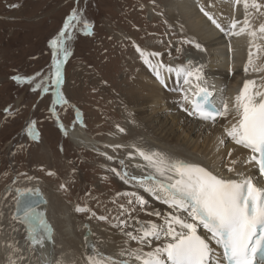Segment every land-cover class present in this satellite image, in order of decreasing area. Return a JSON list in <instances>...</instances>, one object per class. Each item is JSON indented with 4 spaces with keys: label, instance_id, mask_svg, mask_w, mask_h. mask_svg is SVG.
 Here are the masks:
<instances>
[{
    "label": "rangeland",
    "instance_id": "1",
    "mask_svg": "<svg viewBox=\"0 0 264 264\" xmlns=\"http://www.w3.org/2000/svg\"><path fill=\"white\" fill-rule=\"evenodd\" d=\"M210 1L206 0L207 4ZM165 2L0 0V211L16 229L23 227L10 219L15 198L6 188L12 184L40 185L48 195L60 192L75 206L81 221L97 227L113 224L117 218L128 216L130 209L141 206L135 202L136 197L128 195L134 192H124L117 174L128 173L133 153L131 136L125 134L127 145L118 146V150L108 147V154L103 156L78 148L66 129L75 124L79 110L88 124V135L107 142L125 124L117 101L126 82L123 77L131 76L133 68L142 65L141 51L148 48L171 59L195 47L182 31L170 25ZM261 4L264 6V0ZM150 5L156 11L152 18ZM73 10L82 20L69 29L70 54L59 91L71 104L61 107L53 103L55 69L50 41L63 29ZM83 20L92 25L91 34H85ZM171 49L176 52L173 56ZM16 76L28 79L17 82L13 79ZM33 122L38 139L28 134ZM11 142L16 143L13 150ZM104 158H111L112 164H106ZM130 200L134 202L130 204ZM77 207L88 211H77ZM48 214L57 240V218L54 221L51 210Z\"/></svg>",
    "mask_w": 264,
    "mask_h": 264
},
{
    "label": "bare ground",
    "instance_id": "2",
    "mask_svg": "<svg viewBox=\"0 0 264 264\" xmlns=\"http://www.w3.org/2000/svg\"><path fill=\"white\" fill-rule=\"evenodd\" d=\"M260 2L262 3V0H257V3L262 5L259 10L251 7L247 9V18L251 24L248 31L255 30L257 33L253 38L248 31L240 35H232V32H238L244 26L246 11L243 2L237 4L235 0H211L207 4L206 0H166L163 7L168 22L175 29H179L178 31H182V35L195 47L189 48L181 57L171 59H168L169 56L166 54L148 48L144 51L146 55L149 53H158V55L148 56L151 63H147L143 56L142 65L138 68L134 67L131 76L123 77L126 82L120 88L122 97L116 101L122 110L125 124L113 133L107 142L103 143L88 135L85 128L88 124L79 110L75 124L66 129L68 138L78 148L91 150L103 156L108 154V147L118 150V146L127 145L124 137L125 134L130 135L131 143L128 144L130 149H133V153L128 163L129 176L125 179H121V175L119 177L122 180L121 188L124 192L136 193L148 203L143 207L130 209L125 218H117V214L112 211L113 218H117L113 224H101L100 227L90 224L93 237L91 240H86L84 238L86 230L83 227L86 221L79 219L74 210L75 206L63 199L60 192L48 195L40 185L28 186L32 188L39 186L42 189L48 205L39 208L38 211L43 213L50 226L51 215L49 216L48 211L51 210L54 221L57 218L58 239L56 240L51 226L52 240L46 241L44 247L33 246L27 239L26 226L12 218L14 207L11 210V222L19 224L22 229L13 227L12 223H9L10 220L5 219L0 211V264H12V261H15V264H90L89 255L95 257L101 253L111 257L115 264H123L124 261H128V264H139L129 253L139 248L149 251L165 242L164 238L152 240L149 247L147 244L140 245L137 241L130 240L126 233L136 234V229L142 222L162 225L163 218L173 210L144 191L137 182L131 181L132 176L143 177L153 172L137 149L146 153L159 152L174 159L199 164L224 179L235 178V173L228 171V167L233 166L231 161L235 160L236 172L253 176L255 179L259 178L257 167L244 162L250 155L249 150L236 145L226 136L225 129L235 122L234 113L230 111L227 117H220L213 124L190 115L192 106L184 100V96L187 94L190 98L193 95L196 91V81L193 80L191 85L184 84L182 76L177 78L176 74L168 72L167 68L175 69L182 66L200 68L202 76L200 84L207 88H211L207 82L209 76H217L218 80L212 79L217 80L216 87L226 96L231 110L234 98L239 94L246 80H255L257 85L264 83V71L248 73L244 71L250 51L253 53V66L264 69V33L258 31L260 25L264 24V6ZM155 15V7L150 5V18ZM213 20L220 24L224 31L217 28ZM233 21L238 22L236 29L231 28ZM120 37L124 38L121 35ZM68 43L69 39H66L67 48ZM197 44L200 45L199 48L196 47ZM174 52L175 50L171 49V56ZM65 62L61 66L62 72ZM154 65L160 67L154 69ZM157 71L160 73L159 76ZM63 98L67 103L61 102L58 106L71 104L67 97L63 96ZM15 144L10 143L11 150L14 149ZM110 159L104 158L105 163L112 164ZM10 186L11 190L6 188V192H12L14 198L15 187H26L13 184ZM157 211L160 216L153 214ZM178 214L182 217L186 216L183 212ZM198 234L206 238L209 235L202 226L198 227ZM210 244L216 257L219 253L217 245L214 241H210Z\"/></svg>",
    "mask_w": 264,
    "mask_h": 264
},
{
    "label": "snow or ice",
    "instance_id": "3",
    "mask_svg": "<svg viewBox=\"0 0 264 264\" xmlns=\"http://www.w3.org/2000/svg\"><path fill=\"white\" fill-rule=\"evenodd\" d=\"M235 2L237 4L243 2L246 11L244 26L238 32H232V35H240L251 28L247 9L251 7L259 10L262 5L257 3V0H235ZM81 20V16L73 10L63 29L50 41L55 69L52 80L56 88L54 104L67 103L59 91L63 78L61 66L70 54L65 47L66 39L70 38L69 29H74L76 26L74 22L80 23ZM212 22L224 31L215 20ZM237 23L233 21L231 28L236 29ZM91 27L87 20H83L85 34H91L89 31ZM258 31L264 33V24L260 25ZM248 34L255 38L257 33L252 30L248 31ZM196 47L199 48L200 45L197 44ZM141 55L145 57L147 63H151L148 56L158 53L146 55L141 51ZM253 64V53L250 51L245 73L264 71L255 68ZM153 67L158 69L160 66ZM167 71L174 72L177 78L182 76L184 84L191 85L193 80L196 81L194 98L190 99L187 94L184 96V100L192 106L190 115L215 122L217 117H227L230 111L234 113L235 122L225 129L226 136L236 145L249 150L250 155L244 162L254 163L258 167L259 176L264 177V83L257 85L255 80H246L239 94L234 98L230 110L227 101H221V106L217 107L212 100L213 93L207 87L201 86L200 68L168 67ZM157 75H160L159 71ZM13 79L20 82L28 78L16 76ZM161 82L163 83L162 78ZM43 90L47 92L48 88L44 87ZM28 134L33 139H38L35 122L29 126ZM137 151L148 162L153 172L143 177L132 176L131 181L137 182L144 191L173 210L163 218L162 225L142 222L136 229V234L126 233L130 240L137 241L140 245L147 244L149 247L152 240L164 238L165 242L149 251L139 248L129 253L139 264H225V262L226 264H264V186H260L255 177L236 172L235 160L231 161L233 166L228 167L229 172L235 173V178L224 179L199 164L174 159L159 152L146 153L139 149ZM121 163L123 164V161ZM117 174L121 175V179L129 176L127 172ZM15 191L13 219L26 226L27 239L31 245L44 247L46 241L52 240V228L43 213L38 211L42 193L34 188H17ZM128 195L136 197L135 202L142 207L148 203L136 193ZM133 202V200L129 201L130 204ZM76 210L88 211L81 207H77ZM180 212L186 213V216L182 217L178 214ZM153 214L161 215L158 211ZM200 226L209 234L207 238L198 234ZM210 241H214L222 248V260L216 258L214 261L215 253ZM88 260L90 264H115L111 257L102 253L95 257L89 255ZM12 264H15V261H12ZM123 264H128V261H124Z\"/></svg>",
    "mask_w": 264,
    "mask_h": 264
},
{
    "label": "water",
    "instance_id": "4",
    "mask_svg": "<svg viewBox=\"0 0 264 264\" xmlns=\"http://www.w3.org/2000/svg\"><path fill=\"white\" fill-rule=\"evenodd\" d=\"M17 188H32V187H15V188H14L15 195H16V191H15V190H16ZM34 189H39L40 192L42 193V197H41V200H40L39 208L44 207V206H47V205H48V201H47V199L45 198V195H44L42 189H41L39 186H38V187H35ZM7 190H11V186H8V187H7ZM14 214H15V202H14V209H13V212H12V218H13ZM83 227H84L85 230H86V231H85V234H84V238H85L86 240H91L92 237H93V231H92V228H91L90 223L85 222V223L83 224Z\"/></svg>",
    "mask_w": 264,
    "mask_h": 264
}]
</instances>
